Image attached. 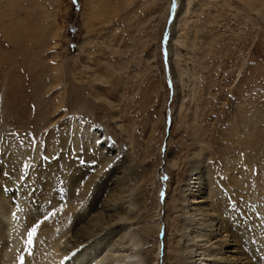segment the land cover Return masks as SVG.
Segmentation results:
<instances>
[{"label":"rangeland","instance_id":"374dc122","mask_svg":"<svg viewBox=\"0 0 264 264\" xmlns=\"http://www.w3.org/2000/svg\"><path fill=\"white\" fill-rule=\"evenodd\" d=\"M192 170L210 199L228 196L229 172L264 185V0H0V191L19 219L13 236L26 235L28 212L39 221L58 206L51 237L68 238L122 192L145 200L124 210L140 264H166L154 230Z\"/></svg>","mask_w":264,"mask_h":264},{"label":"bare ground","instance_id":"6f19581e","mask_svg":"<svg viewBox=\"0 0 264 264\" xmlns=\"http://www.w3.org/2000/svg\"><path fill=\"white\" fill-rule=\"evenodd\" d=\"M192 172L198 173V177L193 182V180H188L181 175L184 179L181 180V188L177 190L176 198L172 197L171 206L173 209L171 214H168L166 220L162 221V226H158L154 230L157 239L159 231L162 227L164 228L162 263L264 264V219L262 214L257 210L254 211L249 204V202L253 204V202L260 201V204L264 205V185L262 182H256L253 186H243L239 177L233 172H229L230 177L227 178V183L225 182L228 196L217 192V197L210 199L205 196L203 172H196L195 170ZM186 191H189V198L182 201L181 198ZM111 197L112 199L117 197L115 199L117 201L109 206L102 203L96 212L93 211L97 208L91 207L87 220L76 225L68 238H65L68 233L66 231L56 232L57 237L56 234L51 237L55 232V227H52L57 224V219L65 213L62 208L54 206L52 210L50 209L49 215L46 216L47 219L39 216L42 218L39 221L28 212L27 217L23 216V220L28 218V222L25 223L26 235L24 234L21 239L16 234L13 236L14 232L11 233L12 228L19 229V219L11 221L10 209L12 207L9 206V196H6L4 191H0V264H20L21 258H23L24 264H62L64 262L63 257L73 251H76L71 259L73 264H91V262H96L95 264H140V259L135 252L137 247L135 234L132 235L129 230H125L128 224L124 212L129 207L135 206V200L136 202L139 201L137 198L135 200L133 198L131 201V197L129 196L130 199H128L122 192ZM79 198L80 194L75 193V202H78ZM139 203H145V200ZM188 203H190V208ZM74 207L76 208V206ZM102 211L112 213L107 215ZM121 221H123L122 226H116ZM36 225L38 228L34 240L37 241H35L37 247L32 249L33 253L31 251L32 255H30L29 251L24 250V248L28 244V233ZM115 227L119 228L118 234L123 238L127 237V241L124 242L122 241L123 238H120L121 240L119 239L112 244L110 242L105 243V240L107 241L113 235L112 231ZM250 239L254 240L252 245ZM96 240L101 242L100 244H104L105 254L102 258L98 256L100 259L95 261V259L91 260L90 256L98 253L97 244H94ZM159 245L158 242V260L160 258Z\"/></svg>","mask_w":264,"mask_h":264},{"label":"snow or ice","instance_id":"6c2138e0","mask_svg":"<svg viewBox=\"0 0 264 264\" xmlns=\"http://www.w3.org/2000/svg\"><path fill=\"white\" fill-rule=\"evenodd\" d=\"M75 2H76V0H74V3ZM165 179H166V177H165ZM45 219H47V218H45ZM37 228H38V225L33 226L31 231L28 233V242H29V244L32 243V241H33V239L35 237V234L37 232ZM20 264H24L23 258H21Z\"/></svg>","mask_w":264,"mask_h":264}]
</instances>
